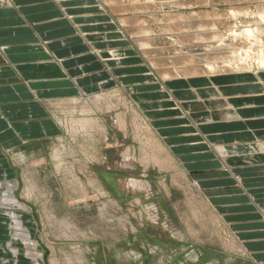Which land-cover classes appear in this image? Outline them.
I'll return each instance as SVG.
<instances>
[{
    "label": "rangeland",
    "instance_id": "374dc122",
    "mask_svg": "<svg viewBox=\"0 0 264 264\" xmlns=\"http://www.w3.org/2000/svg\"><path fill=\"white\" fill-rule=\"evenodd\" d=\"M161 1L160 7L155 0H141V24L152 31L141 59L157 78L205 72L197 34L220 36L233 25L264 28L258 15L264 0ZM247 67L257 70L253 60ZM145 77L152 79L149 73ZM162 96V108L174 107ZM117 99L114 108H98V117L86 112L92 108H43L54 125L48 134L6 149L18 171L17 208L35 218L45 264H166L174 255L176 264H192L200 252L213 253L203 264H252L229 224L208 207L194 177L182 174L180 155L164 135L168 130L154 127L160 98L141 100V108Z\"/></svg>",
    "mask_w": 264,
    "mask_h": 264
},
{
    "label": "crops",
    "instance_id": "0c3cea01",
    "mask_svg": "<svg viewBox=\"0 0 264 264\" xmlns=\"http://www.w3.org/2000/svg\"><path fill=\"white\" fill-rule=\"evenodd\" d=\"M137 1L129 12L134 0H0V195L10 182L18 188V171L6 149L44 137L53 125L43 108H92L98 117V108H114L115 98L141 108V100L158 97V104L151 102L161 107L153 109L160 118L154 127L168 130L164 135L180 155L182 174L194 177L208 207L229 224L245 257L263 264L257 258L264 257V74L210 86H193L189 82L194 79H158L144 65L134 39L138 36L133 33L141 32ZM124 19L132 23H121ZM146 73L151 80L141 78ZM92 85L101 87L92 91ZM206 89L221 93L214 96ZM162 95L174 107L162 108ZM223 100L231 101L232 108L213 106ZM229 111L233 119L221 115ZM19 209L0 206V264H31L14 220L42 252L35 218ZM211 255L200 252L192 264H203ZM176 260L174 255L166 264Z\"/></svg>",
    "mask_w": 264,
    "mask_h": 264
},
{
    "label": "bare ground",
    "instance_id": "6f19581e",
    "mask_svg": "<svg viewBox=\"0 0 264 264\" xmlns=\"http://www.w3.org/2000/svg\"><path fill=\"white\" fill-rule=\"evenodd\" d=\"M155 1H156V3L158 2V4L161 7L162 1L161 0H155ZM164 1L165 0H163V2ZM243 1H245V0H243ZM133 7L137 8V1L136 0H135V5H132V7L130 5L129 12L133 11ZM230 11L228 12V14L232 15L234 13V10L232 9ZM243 11H244V9H243ZM258 15H259V21H260L259 23L264 24V4L258 6ZM126 20L125 19L120 20V22L125 24L127 21H130V22L132 21V20H127V21ZM143 22H145V21H143ZM259 23H257V24H259ZM238 24H240V23H238ZM245 25L242 28H238V26L236 27L233 25L230 28L225 29V31L223 30L224 32H220L223 35L209 36L208 38H210L212 40H216L215 43L213 41H211L210 39L206 38L207 36L205 38H202L203 34H199V35L197 34L195 39L201 43V45L204 47V50H205V53L201 57L204 59L206 70H204L205 72H201V73H193L191 75H185V76H183V78L186 80L194 79V81L189 82L193 86H195V85L196 86H199V85H202V86L209 85L210 86V84L214 85L215 83L220 82V81H223V82L226 81V82H231V83H232V81L237 82V81H239V79L243 80L244 79L243 77H245V76H247V77L249 76L251 79L255 80V78L257 79L259 73L264 74V28L258 27V26L252 27L251 24H249L247 26H245ZM217 26H219V25H217ZM200 27H201L200 30H205V29H203V27H204L203 25H201ZM225 28H227V27H225ZM207 30H210L212 34H215L216 33L215 31H217V30H214L212 28L209 29V27ZM218 33H219V31H218ZM151 34H152V31L150 30V28H149V30L144 28L143 23L141 24V32H136V33L134 32L133 33V35L138 36V38L135 37L134 39L138 40V43H139L138 46L140 45L141 49H143V50L148 48V46H149L148 45V41H149L148 38L151 37ZM179 37H182V36H179ZM184 38H182V39H184ZM185 40L189 41L186 38H185ZM226 50L230 51L227 53V55L222 53V52H225ZM152 52H151V54H152ZM251 60L255 61V63H256L257 70L255 72L251 71L247 67V65L249 64V62ZM148 62L151 63L149 60H148ZM187 68H189V67L187 66ZM185 69L186 68H184V70ZM165 70H167V69H165ZM186 71H188V70H186ZM189 73H190V71H189ZM196 78H198V79H196ZM158 79L165 82L167 80H174V79H179V78L177 76H170L168 74H159ZM261 81H259V82H261ZM154 84H156V83H154ZM177 84H178V82H174L172 85L177 86ZM233 84H236V83H233ZM211 90H212V92H211ZM206 91H208V93L211 92L214 96H218L221 93V90H216V89H206ZM201 98H203V97H201ZM98 100H99V98H98ZM223 101H224V103H222V104H219V102L217 101L213 104V106L218 107V108H232L231 101H227V100H223ZM86 112H88V114L90 115L92 113V109H89ZM221 115L223 117H226V118L234 117V114L230 113V111L226 112V113H222ZM86 122H88V121H86ZM96 124H97V122H96ZM256 150H259V149H256ZM218 151H219V153L224 154V150H221V147L218 148ZM6 185H7V187H5V188L7 189V191L5 192L4 196L2 197V201L0 202V206L17 207L20 204L18 203L17 199L12 197L13 196L12 192L16 186L14 183H11V182L6 184ZM28 190H30V189H28ZM14 221H15V223H17V225L14 224L15 228L18 231L17 236L20 238V240H22L21 242L26 246L25 247V248H27L26 255L28 256V258H31V264H43V255L38 252V248L36 246L37 243L35 242V240L29 234H26L25 233L26 231L22 232L23 230L21 231L19 229V226H20L19 221H17V220H14ZM10 251H13V250H10ZM241 254H244V253H241Z\"/></svg>",
    "mask_w": 264,
    "mask_h": 264
}]
</instances>
